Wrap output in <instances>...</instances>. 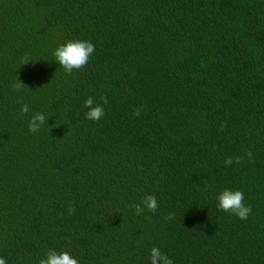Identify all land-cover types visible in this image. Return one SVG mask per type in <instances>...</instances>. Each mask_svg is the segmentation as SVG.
<instances>
[{
    "label": "trees",
    "instance_id": "1",
    "mask_svg": "<svg viewBox=\"0 0 264 264\" xmlns=\"http://www.w3.org/2000/svg\"><path fill=\"white\" fill-rule=\"evenodd\" d=\"M72 39L95 51L66 75L51 53ZM88 97L108 100L99 121ZM225 187L246 221L217 210ZM153 246L264 264V0H0V258L148 264Z\"/></svg>",
    "mask_w": 264,
    "mask_h": 264
},
{
    "label": "clouds",
    "instance_id": "2",
    "mask_svg": "<svg viewBox=\"0 0 264 264\" xmlns=\"http://www.w3.org/2000/svg\"><path fill=\"white\" fill-rule=\"evenodd\" d=\"M95 51V45L86 39H72L57 45L52 50V62L58 64L66 75H71L74 70L82 69L90 60ZM17 86L13 85L15 89ZM101 103L94 101L92 97H88L83 107L87 109L85 119L91 121H99L105 115L104 104L108 103L107 98L102 97ZM27 111V109H24ZM142 109L134 110V115L139 116ZM46 122V117L42 113L34 115L28 124L30 132H38L41 126ZM252 154L248 153L251 158ZM225 167H231L242 163L239 156H228L223 161ZM216 208L218 211L228 213L235 216L241 221H246L252 208L245 203V195L242 190L225 187L216 193ZM158 198L153 194H147L141 198L140 202L133 205V211L136 215H142L146 211L155 214L158 209ZM69 214L75 211L72 205L68 208ZM167 221L175 219L174 213H169L165 218ZM0 264H5L4 259L0 258ZM37 264H80L78 257L72 254L70 250L57 251L56 249H48L42 256L38 258ZM148 264H174L170 258L159 247L153 246L149 250Z\"/></svg>",
    "mask_w": 264,
    "mask_h": 264
}]
</instances>
